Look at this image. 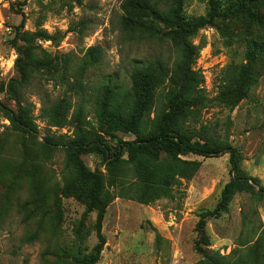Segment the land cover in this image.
<instances>
[{"label":"rangeland","instance_id":"obj_1","mask_svg":"<svg viewBox=\"0 0 264 264\" xmlns=\"http://www.w3.org/2000/svg\"><path fill=\"white\" fill-rule=\"evenodd\" d=\"M220 14L212 26L198 31L192 43L198 48L193 70L201 74L202 89L216 95L223 70L246 63V53L257 48L256 86L232 110L209 107L202 122L227 138L242 156L243 173L258 181L254 190L236 194L227 207L217 210L221 194L232 176L229 155L212 158L187 156L200 169L189 181H181L173 200L142 205L119 195L131 179L121 164L106 172L100 155L81 157L92 172L104 175L108 204L101 223L104 245L96 264H198V248L219 254L231 264H264V2L215 0ZM123 0H0V264H80L94 254L98 244L97 212L75 191L74 174L66 164L61 145L48 148L44 138L72 136L69 125L48 129L39 119L41 106L64 97L74 106L76 97L59 82L36 78L22 90V101L34 106L37 134L14 131L5 109L15 104L6 92L17 76L12 48L14 29L46 33L59 39L38 44L55 58H71V71L86 50L100 46L102 63L86 73L87 121L96 125L94 95L108 77L116 86L126 85L132 68L157 57L171 62L167 44L128 40L120 32ZM248 13H230L236 5ZM208 0H185L187 20L208 19ZM226 16V17H223ZM62 66V65H60ZM63 67V66H62ZM73 73V72H72ZM71 80V79H70ZM122 141L132 135L116 133ZM126 160V157L123 158ZM111 184V185H110ZM112 186V187H111Z\"/></svg>","mask_w":264,"mask_h":264},{"label":"trees","instance_id":"obj_2","mask_svg":"<svg viewBox=\"0 0 264 264\" xmlns=\"http://www.w3.org/2000/svg\"><path fill=\"white\" fill-rule=\"evenodd\" d=\"M184 1L123 0L119 26L124 37L130 41L167 44L172 60L157 57L135 66L128 74L127 84L119 87L114 83L116 76L106 78L95 91L96 125L93 127L86 116L89 99L85 76L102 63L103 49L88 48L71 71V58L60 55L61 59H57L38 44L49 41L58 47L60 39L56 42L55 36L44 32L24 31L23 22L14 29L12 48L17 55L14 62L17 76L10 80L6 92L15 109H5L11 128L29 136L37 134L34 106L22 101V90L36 78L59 82L76 97L74 106L66 97L48 107L42 105L39 119L48 129L71 127L70 138L52 136L44 138L45 143L50 149L56 145L65 149L67 167L74 174V184L78 185L75 191L97 212L98 244L94 254L80 258V264L98 261L105 243L101 223L109 199L104 175L86 167L81 159L84 155H100L107 173L126 164L131 179L125 181L119 195L142 205L175 198V189L181 181L191 180L200 169V163L184 159L187 156L229 155L232 178L222 191L217 210H224L236 194L250 192L258 185L256 179L247 177L241 170L242 156L238 150L211 125L203 123L202 115L209 107L232 111L247 98L259 78L254 64L261 51L255 47L246 53L245 64L227 66L216 95L209 98L201 87V74L193 70L198 48L192 40L199 30L212 26L217 17L226 14L218 12L220 8L215 0H208V19L187 20L183 14ZM237 13H248V6L239 3L227 15ZM116 133L132 135L134 139L122 141ZM200 233L205 248H198L203 258L198 264H231L219 254L208 252L209 242Z\"/></svg>","mask_w":264,"mask_h":264}]
</instances>
